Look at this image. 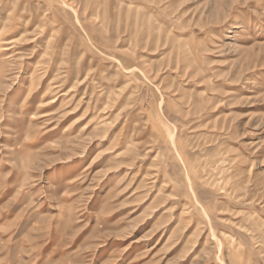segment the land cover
I'll list each match as a JSON object with an SVG mask.
<instances>
[{"label": "rangeland", "instance_id": "rangeland-1", "mask_svg": "<svg viewBox=\"0 0 264 264\" xmlns=\"http://www.w3.org/2000/svg\"><path fill=\"white\" fill-rule=\"evenodd\" d=\"M0 264H264V0H0Z\"/></svg>", "mask_w": 264, "mask_h": 264}]
</instances>
